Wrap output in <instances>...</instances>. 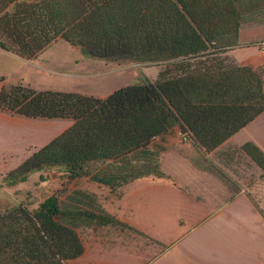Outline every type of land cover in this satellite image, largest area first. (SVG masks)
Wrapping results in <instances>:
<instances>
[{"label": "trees", "instance_id": "obj_1", "mask_svg": "<svg viewBox=\"0 0 264 264\" xmlns=\"http://www.w3.org/2000/svg\"><path fill=\"white\" fill-rule=\"evenodd\" d=\"M244 23L264 24V0H0V50L23 60L62 39L89 58L163 66L155 80L105 97L23 83L5 87L0 77V110L73 121L8 171L5 184L26 182L49 167L77 178L90 162L110 164L112 173L92 175L109 187L162 178L159 151L151 145L174 127L196 149L217 148L264 112L262 77L227 55L255 45L239 43ZM241 149L264 174V151L253 142ZM78 217L125 224L55 195L33 211L19 204L0 213V264H66L81 256Z\"/></svg>", "mask_w": 264, "mask_h": 264}, {"label": "rangeland", "instance_id": "obj_2", "mask_svg": "<svg viewBox=\"0 0 264 264\" xmlns=\"http://www.w3.org/2000/svg\"><path fill=\"white\" fill-rule=\"evenodd\" d=\"M242 31L243 39L247 42H257L264 38V24L244 23ZM249 47L251 46L236 47L239 48L236 55L240 60L229 52L227 55L235 63L256 70L262 77L264 86V52ZM7 55L0 52V75H7V85L15 84L21 79L18 83L36 90L75 91L97 97L127 84L142 83L144 78L153 81L163 67L154 63L89 58L78 47L71 46L62 39L56 40L34 60H21ZM22 73L27 75L24 80ZM6 84L5 87L10 86ZM54 122L57 127L53 131L47 130L49 134L46 135V140L59 135L63 129L62 124L66 123L61 119ZM177 129L174 127L169 133L156 137L151 145L159 151L160 168L162 169L161 157L167 166L168 174L164 172L162 178L150 175L109 187L94 181L92 175L112 173L110 164L90 162L85 166V173L77 178H68L61 167H49L32 173L26 182L8 186L4 182L5 174L26 158V150L33 152L38 148L27 147L25 150L28 143L22 137L24 128L13 129V126L0 122V213L19 204L33 211L46 197L55 195L62 204L81 207L97 215L109 213L125 223L103 225L99 223V219L78 217L74 222L84 251L81 256L66 264H166L172 253L174 260L183 264L185 259L195 260L199 254L204 255V250L214 258L215 245L211 231H243L238 229L242 225H228L226 222L232 221L221 218L199 223L195 214L187 212L188 205L178 199L177 196L180 195L197 198L199 193L197 187L184 183L183 176L187 174L183 172L184 165L175 158L163 156L168 147L173 150L183 149L181 144L190 140L184 139L177 133ZM253 130L240 131L234 136V140H244L247 136H253L254 132L264 137L263 126L253 127ZM43 142L36 140L31 144L39 145ZM237 143L222 145L215 152L219 154L218 159H215L220 166L230 167L240 177L241 170L250 169L253 163L243 153L241 144ZM196 150L203 155L202 148ZM178 151L188 157L185 150ZM190 160L199 169L205 167L212 170L204 162V156ZM219 172V176L227 183L226 174L221 170ZM229 188L253 197L255 206L264 212V183ZM221 191L224 192V188ZM205 257L209 259L208 255ZM208 263L215 264V261Z\"/></svg>", "mask_w": 264, "mask_h": 264}, {"label": "crops", "instance_id": "obj_3", "mask_svg": "<svg viewBox=\"0 0 264 264\" xmlns=\"http://www.w3.org/2000/svg\"><path fill=\"white\" fill-rule=\"evenodd\" d=\"M238 41L239 43L255 44V46H251L249 48L255 49L258 52H264V38H261V40L258 39L257 42H247L243 39L242 28L239 30ZM258 44H261V46H258ZM238 49L239 48H234L230 50L229 53L240 60L236 55ZM0 52H2L3 54H8L7 56H10L11 58L21 59L9 52H5L2 50H0ZM0 76L4 77V82L6 84L7 75H5V73H2ZM26 77L27 75L25 73H22V79L24 80ZM18 82H21V79ZM18 82H15V84ZM12 84L13 83L6 85L9 86ZM107 95H99L98 97H105ZM263 115L264 112L254 118L237 133L243 130H249L253 132V127H264V118L262 117ZM58 119L65 120L66 122L62 124V132L73 122L69 118H28L18 114H12L7 111L0 110L1 123L13 126V129L24 128L22 137H25L28 143L26 144L27 146L25 150L27 149V147H32V149L39 148L49 142L52 138L46 140L45 137L47 134H49L47 133V130L52 129L53 131V129L57 127V123H55L54 121H57ZM177 130V133H179V129ZM237 133L233 134L217 148L211 151H204L203 155H200L201 152L199 153V151L195 149L190 140H187V142L181 144V148L183 149L173 150L168 147L171 150L167 149L164 151V158L166 156H170L171 158L177 159V162H180L184 165L183 172L185 171V173H187L186 176H183L184 183L190 187H197V191L199 193V196L197 198L195 196H177L179 197L178 199L183 202V204L188 205L187 212H189V214H195V216H193L198 219L199 223H203L204 221H208L213 218H221L232 221L231 223L226 222V224L228 225H242V227L238 229L243 230L211 231V233L213 234L215 245L214 258H212L210 254L205 253L206 251L204 250V255L199 254V257L195 260L185 259V261H182L183 264H210L208 262H211V260H214L215 264H264V212H262L257 206H255L253 197L247 194H241V192H236L233 190L231 191L229 188L232 186L235 188H243L252 186L254 183L257 184L258 182L263 184L264 174L262 172V169L256 163H254L243 150V153L251 160L253 165L250 169L241 170L242 175L240 177L237 176L234 171L230 169V167L220 166L219 162L215 159H218L219 155L215 154V152L219 150L224 144L232 145L238 142L237 144H241L240 146H242L246 142H253L264 151L263 136H259L254 132L253 136H247V138H245L244 140L235 141L234 136ZM36 140H42L44 142L39 145H32L31 143L36 142ZM178 150H185L184 152L188 155V157H185L184 154H180ZM26 153L27 158L32 152L26 150ZM200 156L201 158L202 156H204V162L213 171H210L205 167L199 169L197 166L193 165L190 158L195 159ZM24 159H22L21 162ZM161 167L163 169L161 170L168 174V171L166 170L167 166H165V162L163 161L162 157ZM220 170L222 171V173L226 174L228 180L227 183L222 180L221 176H219ZM18 184H15V186ZM222 188H224V192L221 191ZM206 232L210 233L208 231H205V233ZM236 250H240V252H236ZM201 251H203V249H201ZM206 255L209 256V259L205 257ZM171 256H169V258L171 259L166 260V264H180L178 261L174 260V255L173 257Z\"/></svg>", "mask_w": 264, "mask_h": 264}, {"label": "built area", "instance_id": "obj_4", "mask_svg": "<svg viewBox=\"0 0 264 264\" xmlns=\"http://www.w3.org/2000/svg\"><path fill=\"white\" fill-rule=\"evenodd\" d=\"M184 138V137H183ZM185 139V138H184Z\"/></svg>", "mask_w": 264, "mask_h": 264}]
</instances>
